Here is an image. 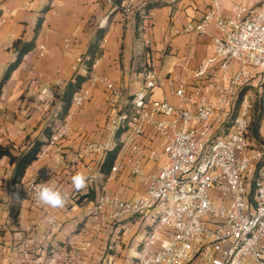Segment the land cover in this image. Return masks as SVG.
Here are the masks:
<instances>
[{"label": "built area", "instance_id": "built-area-1", "mask_svg": "<svg viewBox=\"0 0 264 264\" xmlns=\"http://www.w3.org/2000/svg\"><path fill=\"white\" fill-rule=\"evenodd\" d=\"M109 1L125 18L147 19L141 0ZM222 4L223 0H210L203 16L181 30L207 37L212 47L211 55L192 71L188 87L159 76L151 42L143 41L137 66L140 88L108 127L112 137L123 130L120 141L127 142V151L106 177L100 165L107 146H85L99 156L88 178L96 190L89 215L104 212L110 222L144 218L134 264H264V0L254 9L234 5L229 15L221 14ZM4 22L0 13V26ZM69 48L66 42L64 49ZM44 55L45 47L39 45L38 57ZM99 83L113 96L121 94L105 80L89 77L72 95L67 116L89 101ZM253 86L260 104L256 142L248 137L254 108L248 95ZM164 88L176 104L151 100L153 89ZM49 107L44 100L42 110ZM147 130L149 142L158 145L142 142ZM69 135L64 122L37 157L51 149L61 152ZM157 148L163 151V164ZM148 164L153 168L147 170ZM124 173L128 187L139 188L131 199L106 187L107 181ZM38 191L37 184L28 181L18 201L38 204ZM85 250L83 246L73 252L76 262ZM65 256L62 250L53 251L47 264H59Z\"/></svg>", "mask_w": 264, "mask_h": 264}, {"label": "crops", "instance_id": "crops-1", "mask_svg": "<svg viewBox=\"0 0 264 264\" xmlns=\"http://www.w3.org/2000/svg\"><path fill=\"white\" fill-rule=\"evenodd\" d=\"M261 1L223 0L221 14L229 15L234 5L254 9ZM154 3L159 6L148 13L146 20L141 19L136 31L135 17H123L109 0H0V13L5 18L0 26V80L15 60L13 43L30 41L37 19L43 17L34 48L23 57L0 92V150L18 157L35 140L44 139L41 129L54 119L59 109L58 96L76 75L87 74L84 60L101 28L105 34L99 44L100 55L89 77L121 89L116 97L99 83L89 101L67 116L70 135L62 143L61 152L51 149L37 157L19 184L11 183L14 162L8 155L0 156V264H47L56 250L66 254L59 264H132L135 260L144 236V218L110 222L104 212L89 215L94 200L76 201L88 191L96 197L88 178L99 156L85 146L96 143L106 145V150L113 146L109 122L140 88L137 66L143 41L151 42L159 76L174 78L187 87L192 83V71L212 53L207 37L181 33L187 22H196L203 16L210 0H141L142 5ZM210 30L213 32L212 26ZM66 42L70 43L67 50ZM39 45L45 47L41 58ZM41 91L43 99L50 101L46 113L38 101ZM150 98L176 104L167 88L153 89ZM148 131L142 142L156 145L149 142ZM127 147L122 144L117 158L125 155ZM157 153L163 164L162 149L157 148ZM152 168V164L146 166L147 170ZM78 172L87 178V186L79 192L72 185V177ZM28 181L35 182L38 188L43 183L59 190L65 197L64 206L52 208L40 201L19 203L16 195ZM106 187L126 199L139 191L135 186L128 187L125 173L115 175ZM16 213L14 220L12 214ZM83 246L86 250L81 261L76 262L73 252Z\"/></svg>", "mask_w": 264, "mask_h": 264}, {"label": "trees", "instance_id": "trees-1", "mask_svg": "<svg viewBox=\"0 0 264 264\" xmlns=\"http://www.w3.org/2000/svg\"><path fill=\"white\" fill-rule=\"evenodd\" d=\"M121 0H116L117 3H119ZM159 6L158 3L154 4H144L142 5V9L144 10L145 14H148L152 9L157 8ZM47 8L42 10V14L45 13ZM43 21V17L40 16L35 24L34 30H33V38L28 42H22L20 40H17L13 43V49L16 53L15 60L8 65L7 69L5 70L1 80H0V92L4 84L8 81L10 78L12 72L20 65V63L23 60V57L29 53L34 48L35 38L39 34L41 24ZM135 22H136V31L138 30V26L141 22V18L138 16H135ZM105 34V30L103 28L99 29L96 34L93 43L90 45L87 51L86 58L84 60V65L87 70V74L85 76L82 75H76L74 77V80L66 86L65 90L62 92L60 96H58V102H59V109L57 114L58 124L54 126H45L43 129V140H35L20 156L18 157H12L9 155L8 151L0 150V156L1 155H8L10 157V161L14 162V169L13 174L11 178L12 184H19L25 174L26 169L36 160L37 155L41 151L42 147L45 146L47 143V139L52 135V133L55 131V129L59 128L62 124L64 119L66 118L69 108H70V101L72 95L77 92L82 84L89 78V73L91 71V67L94 64L95 60L99 57L100 51H99V44L100 41L103 39ZM259 106L260 104L256 102L254 104L253 113L251 117L250 122V130L248 133L249 139H254V141H260V138L258 137V125L260 122V114H259ZM123 130L119 129L115 135L113 136V146L111 149L107 150L105 153V156L103 158V161L100 165V171L104 174L106 177L110 171L111 166L114 164L115 160L117 159V156L119 155V152L122 148V142L120 141V136L122 134ZM82 199H88L93 200L94 199V192L88 191L86 194L81 196L76 203H80V200ZM13 219L16 220L17 213L12 214ZM80 226V225H79Z\"/></svg>", "mask_w": 264, "mask_h": 264}, {"label": "clouds", "instance_id": "clouds-1", "mask_svg": "<svg viewBox=\"0 0 264 264\" xmlns=\"http://www.w3.org/2000/svg\"><path fill=\"white\" fill-rule=\"evenodd\" d=\"M72 185L79 192L87 186V178L83 173H76L72 177ZM39 201L52 208H61L65 204V197L61 192L53 187L46 186L42 183L37 193Z\"/></svg>", "mask_w": 264, "mask_h": 264}, {"label": "rangeland", "instance_id": "rangeland-1", "mask_svg": "<svg viewBox=\"0 0 264 264\" xmlns=\"http://www.w3.org/2000/svg\"><path fill=\"white\" fill-rule=\"evenodd\" d=\"M255 83H253V85H254ZM250 92H249V95H248V99L249 100H253V105L256 103V102H258V93H257V87H255V86H253V87H251L250 89ZM42 93H44V91H41L40 92V98H38V101L42 104V102L45 100V101H47L48 102V100H46V99H43V95H42ZM49 103H50V101H49ZM42 106V105H41ZM50 108V107H49ZM43 111V110H42ZM56 111V110H55ZM43 112H47V111H43ZM57 114H58V110L56 111V113H55V116H54V119H52V121L50 122V123H48L47 124V126H54L55 127V125L56 124H58V119H57ZM67 117V116H66ZM66 119V118H65ZM65 119H64V121H63V124H64V122H65ZM43 129H44V127L41 129V138L43 137L44 138V136H43ZM127 144V142H125L124 143V145H126ZM17 201H18V193H17ZM19 202V201H18ZM20 203V202H19ZM78 227H80V226H78ZM78 227H77V229H78ZM108 251L111 253L112 251H113V249H108ZM113 253H114V251H113ZM112 253V254H113ZM134 262H135V260H132V264H134Z\"/></svg>", "mask_w": 264, "mask_h": 264}]
</instances>
